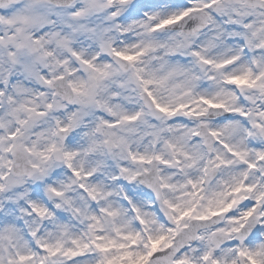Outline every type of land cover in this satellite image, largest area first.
Returning a JSON list of instances; mask_svg holds the SVG:
<instances>
[{
    "label": "snow or ice",
    "instance_id": "obj_1",
    "mask_svg": "<svg viewBox=\"0 0 264 264\" xmlns=\"http://www.w3.org/2000/svg\"><path fill=\"white\" fill-rule=\"evenodd\" d=\"M0 264H264V0H0Z\"/></svg>",
    "mask_w": 264,
    "mask_h": 264
}]
</instances>
